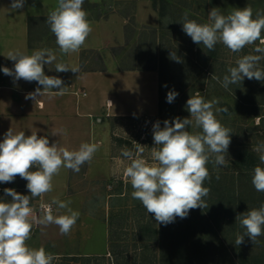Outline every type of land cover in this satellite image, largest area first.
I'll use <instances>...</instances> for the list:
<instances>
[{
  "label": "rangeland",
  "instance_id": "374dc122",
  "mask_svg": "<svg viewBox=\"0 0 264 264\" xmlns=\"http://www.w3.org/2000/svg\"><path fill=\"white\" fill-rule=\"evenodd\" d=\"M7 1L1 0L2 8ZM39 1L25 0L23 8L38 5ZM46 1L53 3V0ZM164 1L85 0L82 6L92 28L106 32L105 36L92 32L96 47L83 50L82 61L88 59L90 66L110 63L115 68L161 67L166 102L163 110L158 109L155 114L104 118L102 125L99 123L104 144L98 147L91 169L85 163L71 180L60 179L58 193L53 185V190L44 197L30 200L32 216L37 218L43 214L41 203L51 202L54 197L71 201L69 207L80 213L68 235L60 234L54 224L43 227L33 223L31 238L26 243L30 248L44 246L47 252L54 254L56 258L52 264H264V235L258 237V244L254 245L245 236L244 243L236 245L237 234L244 230L239 221L231 219L264 203V192L256 191L251 183L254 167L260 165L253 149L264 142V82L244 78L240 84L230 85L226 90L212 79L214 75L222 81L228 67L235 66L236 59L257 54L254 48L259 42L246 46L240 53H232L219 43L214 51H209L195 44L183 32L180 23L186 10L190 19L207 23L213 7L227 14L233 8L251 6L255 15V10L264 9V0ZM47 2L43 0L40 4ZM45 21L35 22L39 35L49 30ZM49 33L50 40L54 41L53 33ZM101 39H105L106 44ZM173 51L181 62L170 58ZM260 67L264 68V60L260 61ZM169 91L178 93L172 103L167 102ZM197 91L206 100L218 99L217 107L228 109V112L216 114L232 131L228 165L219 168L211 162L207 165L211 176V181L204 183L210 188L205 198L208 207L192 209L186 218L176 217L165 226L158 224L154 215L132 198L133 189L123 176V169L130 162L122 157L121 149L126 146L135 152L138 143L145 149L142 158L154 164L151 157V148L155 146L153 124L159 120L163 128L164 120L190 118L186 102ZM188 130L199 131L192 127ZM244 150L256 157V162L249 167L239 162ZM26 184L27 181L19 176L11 183H0V198L11 201V197L4 194L5 188L30 196L26 186L15 188ZM55 208L54 215L66 213L56 205ZM150 225L158 228L156 238L151 240L148 239L152 236ZM112 241L117 254L110 252Z\"/></svg>",
  "mask_w": 264,
  "mask_h": 264
},
{
  "label": "clouds",
  "instance_id": "9594fccd",
  "mask_svg": "<svg viewBox=\"0 0 264 264\" xmlns=\"http://www.w3.org/2000/svg\"><path fill=\"white\" fill-rule=\"evenodd\" d=\"M85 0H57V5L46 15V23L55 37V43L62 55L78 54L92 32L87 12L82 7ZM25 0H11L10 11L24 7ZM183 32L197 45H203L214 51L219 43L232 53H240L246 46L254 48L257 54H246L235 61V66L227 69L222 81L212 75V79L221 83L224 89L240 84L244 78L264 82V9L254 10L251 6L243 9L233 8L227 14L213 7L208 14L207 23H199L189 18L186 10L181 18ZM14 61V67H3L5 75L13 77L14 82L23 79L37 82L34 92L25 99L37 101L47 95L62 96L66 87L61 78L48 76L45 65L57 61V55L50 48L33 50L31 54L19 49L10 50L4 55ZM170 58L181 62L176 52ZM80 72L79 65L64 62L55 63L56 72ZM42 89L41 90V87ZM53 89H59L53 91ZM178 93L169 91L167 102L172 103ZM112 105V102L108 100ZM219 100H206L200 92L191 95L186 102L190 118L176 117L172 121L164 120L163 128L158 120L153 124L154 147L151 157L155 161L149 164L142 158L144 146L136 143L133 152L126 146L121 149L122 157L130 163L123 169V176L130 183L133 199L141 202L147 213L154 215L158 224L168 225L176 217L186 218L192 209L208 207L205 198L210 188L205 181H211L208 163L214 167H227L228 149L231 143V129L225 127L217 113L228 112L226 107H217ZM189 127L199 131L188 130ZM53 135H66L65 129L53 132ZM98 151L96 143H81L77 150H68L52 143L46 136L38 137L37 132L25 135L24 131L14 133L10 128L0 142V183H11L17 176L27 181L29 195L18 193L15 189L5 188L6 197L0 198V264H52L56 258L47 252L44 246L30 248L26 241L31 238L33 223L43 227L56 225L62 235H68L75 226L80 213L73 211L71 201L53 198L50 204H41V217L32 216L30 200L42 197L53 190V178L62 168L79 173L85 163H90ZM258 154L260 165H264V142L253 149ZM254 167L251 183L255 190L264 192V167ZM219 180V175L216 176ZM53 205L66 210L65 214L54 215ZM32 217V220L29 217ZM242 234H237L235 244L244 243V237L250 238L255 245L258 237L264 235V203L236 217Z\"/></svg>",
  "mask_w": 264,
  "mask_h": 264
},
{
  "label": "crops",
  "instance_id": "0c3cea01",
  "mask_svg": "<svg viewBox=\"0 0 264 264\" xmlns=\"http://www.w3.org/2000/svg\"><path fill=\"white\" fill-rule=\"evenodd\" d=\"M7 2L5 8H2L0 0V142L11 128L14 133L24 131L26 136L37 132L38 137L46 136L50 145L58 143L68 150H77L84 142L96 143L101 147L104 140L99 131L104 118L155 114L158 111L160 83L156 66L115 68L110 63L88 65V59L82 61L81 52L96 47L92 32L95 31L94 34L98 33L99 36L106 35L105 30L96 27L92 28L93 31L78 54L62 55L55 40H50V29L40 33V36L35 23L46 19L47 12L57 5L55 0L52 4L45 0V5L41 0L38 5L16 11H10L11 0ZM101 40L106 44L105 39ZM40 48L52 49L57 55L56 62L79 65L80 72H56V62L45 65V74L61 78L66 91L62 96L49 98L45 95L35 102L26 100L25 96L35 91L37 82H26L23 79L14 82L13 77L5 75L2 68L14 67V61L4 56L8 51L19 49L31 54ZM59 129H65L67 134H52ZM97 152L91 162L87 163L88 169H91ZM74 173L62 168L59 175L53 178L55 192L60 190V179L71 180Z\"/></svg>",
  "mask_w": 264,
  "mask_h": 264
},
{
  "label": "trees",
  "instance_id": "16d2710c",
  "mask_svg": "<svg viewBox=\"0 0 264 264\" xmlns=\"http://www.w3.org/2000/svg\"><path fill=\"white\" fill-rule=\"evenodd\" d=\"M155 4H156V1H155ZM160 13L163 15V11L161 9H160ZM157 69L159 71V83H160L159 110L161 111V110H163L164 104L166 102V96H165V93H164V71L162 70L161 67H157ZM223 105L225 106V104H223ZM239 162L241 164H244V166L249 167L250 165H252V164H254L256 162V157H255L254 153H252L250 151H247V150H244L239 155ZM24 186H26V185H18L15 188H23ZM5 200H7V199H5ZM231 219L235 220L236 216H234ZM231 219H228V220H231ZM149 230L151 231L152 236H151V238H148V239H150V240L151 239H155L156 238L155 236L158 233V228L156 226H153V225L151 226L150 225L149 226ZM111 247L112 248L110 249V252L113 253V254H117L116 250L113 248L114 247V241H112V246Z\"/></svg>",
  "mask_w": 264,
  "mask_h": 264
},
{
  "label": "built area",
  "instance_id": "2783aa9c",
  "mask_svg": "<svg viewBox=\"0 0 264 264\" xmlns=\"http://www.w3.org/2000/svg\"><path fill=\"white\" fill-rule=\"evenodd\" d=\"M84 94L86 93V92H83ZM51 202H42L41 204H50ZM53 207V212H54V210H55V207H54V205L52 206Z\"/></svg>",
  "mask_w": 264,
  "mask_h": 264
}]
</instances>
